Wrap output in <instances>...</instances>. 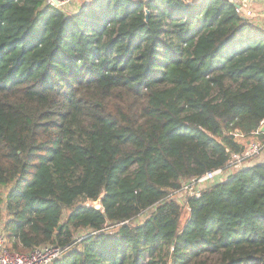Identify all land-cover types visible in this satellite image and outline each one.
<instances>
[{"label":"trees","instance_id":"1","mask_svg":"<svg viewBox=\"0 0 264 264\" xmlns=\"http://www.w3.org/2000/svg\"><path fill=\"white\" fill-rule=\"evenodd\" d=\"M192 2L0 0L10 250L75 243L53 264H264V160L190 211L169 196L264 139V28L231 0Z\"/></svg>","mask_w":264,"mask_h":264},{"label":"built area","instance_id":"2","mask_svg":"<svg viewBox=\"0 0 264 264\" xmlns=\"http://www.w3.org/2000/svg\"><path fill=\"white\" fill-rule=\"evenodd\" d=\"M76 0H44L47 6H54L61 10L67 11L66 5L71 4ZM245 18H251L254 21L259 17H264V12L256 14L253 5L258 1L264 0H231ZM68 12V11H67ZM257 22V21H256ZM264 160V139L254 140L248 143L244 151L234 152L230 154L227 163L214 170L207 171L205 174L197 177H192L186 180L182 187L170 193V197L176 196L185 204V210L190 211L188 205L192 197H200L202 191L217 180H224L227 176L243 167L254 165ZM146 211L142 212L138 219L144 221L148 214ZM87 235H81L78 240L85 238ZM75 244V243H73ZM59 246L53 244H46L35 247L32 251L26 254L18 253L10 250L6 240L4 227L0 225V264H53V262L66 253L72 246Z\"/></svg>","mask_w":264,"mask_h":264},{"label":"rangeland","instance_id":"3","mask_svg":"<svg viewBox=\"0 0 264 264\" xmlns=\"http://www.w3.org/2000/svg\"><path fill=\"white\" fill-rule=\"evenodd\" d=\"M91 1H92V0H84V1H83V3H85V4H84V7L87 6ZM187 1L192 2V1H197V0H187ZM198 1H200V0H198ZM192 3H193V2H192ZM74 4H75V1H74L73 3H71V4H67V5H66L67 11H69V12H74V11H76V9L74 8ZM253 7L258 8V4H255ZM256 21H257L256 23H257L258 25H262V26L264 27V20H256ZM185 213H187V212H185ZM4 222H5V218H4V220H3V221L1 222V224H0V225H2V227H3V225H4ZM78 233H79V232H78ZM78 233H77V235H78ZM166 259H167L169 262H171V257H170V256L166 257ZM150 260H151V257H150V256H147L145 259L141 260V263H140V264H152V263H150Z\"/></svg>","mask_w":264,"mask_h":264},{"label":"crops","instance_id":"4","mask_svg":"<svg viewBox=\"0 0 264 264\" xmlns=\"http://www.w3.org/2000/svg\"><path fill=\"white\" fill-rule=\"evenodd\" d=\"M83 1H84V0H76V1H75L74 8L76 9V11H78V10L84 8V4H85V3H83ZM255 4H258V8L253 7L254 10L256 11L255 13H256V14L263 13V12H264V1H258V2H256ZM255 4H254V5H255ZM254 5H253V6H254ZM258 20H264V17L261 16V17L258 18ZM260 26H262V25H260ZM262 27H263V26H262ZM263 28H264V27H263ZM248 142H250V141H248Z\"/></svg>","mask_w":264,"mask_h":264},{"label":"water","instance_id":"5","mask_svg":"<svg viewBox=\"0 0 264 264\" xmlns=\"http://www.w3.org/2000/svg\"><path fill=\"white\" fill-rule=\"evenodd\" d=\"M236 6H238V5H236ZM86 7L87 6H85L84 8H86ZM150 14H151L150 10L148 8H146L145 9L146 20H148L150 18ZM260 130L264 132V124L262 125ZM248 143H250V142H248ZM102 197H103V195L101 197H99V199H97L96 201H88V202H86V205L94 207L96 209H101L102 208Z\"/></svg>","mask_w":264,"mask_h":264}]
</instances>
